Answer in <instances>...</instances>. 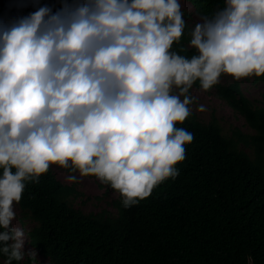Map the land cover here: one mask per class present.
<instances>
[{
  "label": "clouds",
  "instance_id": "1",
  "mask_svg": "<svg viewBox=\"0 0 264 264\" xmlns=\"http://www.w3.org/2000/svg\"><path fill=\"white\" fill-rule=\"evenodd\" d=\"M62 5L11 21L0 13L10 21H0V255L6 264L26 255L25 232L13 221L28 183L38 184L56 166L73 183L95 177L130 209L179 176L194 135L177 125L193 114L197 82L208 92L222 76H264V0H223L189 30L188 48L181 44L188 25L180 0ZM189 49L195 54H181Z\"/></svg>",
  "mask_w": 264,
  "mask_h": 264
},
{
  "label": "trees",
  "instance_id": "2",
  "mask_svg": "<svg viewBox=\"0 0 264 264\" xmlns=\"http://www.w3.org/2000/svg\"><path fill=\"white\" fill-rule=\"evenodd\" d=\"M4 1L0 13L10 21L28 14L27 4ZM187 1L202 16L223 7V0ZM36 3L53 12L63 6L62 0ZM184 19L181 44L188 48L192 27ZM208 92L241 114L251 130L233 127L227 134L214 114L203 120L193 111L177 125L194 135L177 165L179 176L138 205L124 209L118 196L116 212L84 211L73 205L83 193L60 180L53 166L38 184L26 185L19 206L35 222L29 243L46 264H247L249 255L253 264H264V93L263 105L254 104L235 80H220ZM0 264L6 257L0 255ZM13 264L43 263L27 256Z\"/></svg>",
  "mask_w": 264,
  "mask_h": 264
},
{
  "label": "rangeland",
  "instance_id": "3",
  "mask_svg": "<svg viewBox=\"0 0 264 264\" xmlns=\"http://www.w3.org/2000/svg\"><path fill=\"white\" fill-rule=\"evenodd\" d=\"M7 1L9 4L17 0ZM18 2H21V0H18ZM180 2L184 17L188 20L191 27H194L195 23L199 22L202 15L194 10L192 4L189 1L180 0ZM26 4L28 5V14L38 10L39 7L47 5L46 3H44V5H39L37 3L31 2V0H27ZM0 21H3L5 24L10 22L1 14ZM220 80L223 82H229L233 81L234 79H232L230 76H222ZM239 82L242 91L251 99L254 104L263 105L261 96L264 93V81L253 77L250 79H243ZM191 94L195 98L194 103L191 105L192 110L196 112V114L201 119L208 120L210 119L211 114H214L220 120L224 132L227 134H231V128L233 127H238L243 131L251 130L244 121V118L241 114L235 112L231 106H229L224 100L215 96L213 93L204 92L199 86L194 85L193 89L191 90ZM200 106H203L205 111L200 112L198 110ZM53 168L60 180L73 183L67 179L68 175H70L68 170L61 169L56 166H53ZM73 184L83 193L80 197L73 201L74 206L80 207L84 211L96 212L102 208H106L110 212H116V208L112 204V201L118 197L119 194L114 191H106V189L98 180H96V178L82 177L78 179V182ZM14 207L16 211V219L13 221V225L22 228L25 232L24 250L26 255L23 260H25L28 256L27 252H33L35 253L36 260L46 264L48 262V258L40 254L29 243L28 230L31 229L35 224L34 220L26 211H23L20 208L19 204L15 205Z\"/></svg>",
  "mask_w": 264,
  "mask_h": 264
}]
</instances>
